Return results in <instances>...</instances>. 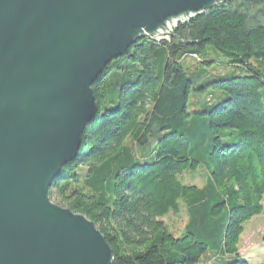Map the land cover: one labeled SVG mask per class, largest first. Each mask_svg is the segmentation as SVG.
Listing matches in <instances>:
<instances>
[{
  "label": "trees",
  "instance_id": "1",
  "mask_svg": "<svg viewBox=\"0 0 264 264\" xmlns=\"http://www.w3.org/2000/svg\"><path fill=\"white\" fill-rule=\"evenodd\" d=\"M209 52L246 75L193 82L181 62L208 66ZM91 90L97 113L48 198L95 224L112 264H199L208 252L250 264L238 246L264 213V0H224L137 40ZM178 213L176 234L164 220Z\"/></svg>",
  "mask_w": 264,
  "mask_h": 264
},
{
  "label": "water",
  "instance_id": "2",
  "mask_svg": "<svg viewBox=\"0 0 264 264\" xmlns=\"http://www.w3.org/2000/svg\"><path fill=\"white\" fill-rule=\"evenodd\" d=\"M224 0H0V264H112L48 191L97 113L91 86L137 40Z\"/></svg>",
  "mask_w": 264,
  "mask_h": 264
},
{
  "label": "rangeland",
  "instance_id": "3",
  "mask_svg": "<svg viewBox=\"0 0 264 264\" xmlns=\"http://www.w3.org/2000/svg\"><path fill=\"white\" fill-rule=\"evenodd\" d=\"M175 26V25H174ZM154 39V38H153ZM204 59L210 60L211 63L208 66H199V58L198 57H186L182 62V66L185 69L188 77L192 79L193 82L196 83V78H200L201 81L206 79H213L216 77H231L233 75L245 76L246 73L241 71L240 69L232 68L231 66H226L228 59L220 53L209 52L207 57ZM210 91V90H208ZM211 92H215L212 91ZM219 94V92L217 93ZM193 96L190 97V102L193 101ZM216 97V96H215ZM213 97V98H215ZM225 98L224 95L220 96V99ZM216 103V100H213ZM178 179L186 184L187 179L178 176ZM197 181L196 179L193 182ZM198 185H202L199 182ZM50 200V199H49ZM50 202L56 206H59L55 203V201L50 200ZM61 207V206H59ZM182 214L178 213L175 216H171L169 218H165V223L168 224L169 228L174 230L176 234L180 231L183 226L182 223ZM239 254L242 259L247 260L250 264H264V213L260 217H256L252 219L248 225H246L245 231L241 236V240L239 243ZM209 253V252H208ZM204 254L201 256L199 260V264H212L214 262V258H207L209 254ZM234 257L228 258V260L233 259Z\"/></svg>",
  "mask_w": 264,
  "mask_h": 264
},
{
  "label": "bare ground",
  "instance_id": "4",
  "mask_svg": "<svg viewBox=\"0 0 264 264\" xmlns=\"http://www.w3.org/2000/svg\"><path fill=\"white\" fill-rule=\"evenodd\" d=\"M155 39H159V38H155Z\"/></svg>",
  "mask_w": 264,
  "mask_h": 264
},
{
  "label": "built area",
  "instance_id": "5",
  "mask_svg": "<svg viewBox=\"0 0 264 264\" xmlns=\"http://www.w3.org/2000/svg\"><path fill=\"white\" fill-rule=\"evenodd\" d=\"M171 31H172V30H171ZM171 31H170V32H171ZM170 32H169V33H170ZM164 37H165V36H164Z\"/></svg>",
  "mask_w": 264,
  "mask_h": 264
}]
</instances>
